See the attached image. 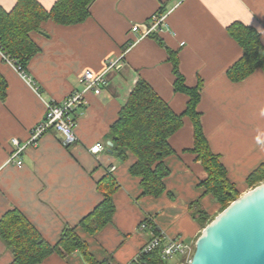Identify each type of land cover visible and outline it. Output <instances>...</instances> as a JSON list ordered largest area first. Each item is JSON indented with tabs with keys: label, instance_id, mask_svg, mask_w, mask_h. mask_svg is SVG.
<instances>
[{
	"label": "crops",
	"instance_id": "crops-1",
	"mask_svg": "<svg viewBox=\"0 0 264 264\" xmlns=\"http://www.w3.org/2000/svg\"><path fill=\"white\" fill-rule=\"evenodd\" d=\"M17 1L0 0V7L10 12ZM37 1L50 11L58 0ZM162 8L169 13L158 33L163 46L131 32ZM235 22L254 27L264 43V0H95L85 23L58 26L49 21L41 32L30 35L41 49L27 69L33 83L0 53V81L7 86L6 100L0 99V219L10 210L20 211L52 246L66 229L75 228L89 253L110 264H132L155 230L165 234L166 242L183 240L194 253L203 229L194 218L193 203L199 202L212 217L220 205L209 196L202 198L200 184L207 173L192 153L190 120L184 119L170 141L175 154L166 164L171 173L166 192L157 198L142 196L141 180L130 173L137 159L132 154L126 161L114 158L107 136L141 79L177 114L185 111L188 97L174 90L170 52H175L186 84L196 87L203 82L199 110L211 150L220 155L229 180L244 189L248 175L264 164V72L258 70L239 84L227 78V70L243 55L227 31ZM117 60L106 74L102 94L88 93L87 104L76 111V144L65 146L63 137L50 131L24 149L21 166L9 163L14 140L21 145L28 141L45 118L48 102H63L82 89V73L101 74ZM97 143L105 144L106 150L93 155L89 150ZM107 174L118 183L115 214L110 224L91 234L80 224L103 201L97 183ZM145 221L154 227L142 229ZM12 260L0 240V264ZM172 260L168 263L182 264L184 259ZM41 264L88 262L76 251L65 257L54 253Z\"/></svg>",
	"mask_w": 264,
	"mask_h": 264
},
{
	"label": "trees",
	"instance_id": "trees-1",
	"mask_svg": "<svg viewBox=\"0 0 264 264\" xmlns=\"http://www.w3.org/2000/svg\"><path fill=\"white\" fill-rule=\"evenodd\" d=\"M95 0H58L47 11L37 0H18L16 6L7 12L0 7V47L27 73L30 61L41 49L32 40V33L41 32L46 22L58 26H75L85 23L91 16ZM162 8L157 13H166ZM230 37L242 49L243 55L228 70L227 78L239 84L250 78L256 71L264 72V43L260 33L251 26L240 22L227 29ZM163 46L158 34L150 36ZM170 62L176 77L174 90L188 97L186 109L177 114L173 108L145 80L137 82L122 107L119 119L113 124L107 141L113 143L109 148L114 158L126 161L132 154L137 159L131 167L133 177L141 180L142 196L160 197L166 190L165 180L170 176L166 160L175 154L171 139L183 128L184 119H189L194 130L192 153L202 163L207 178L201 182L202 198L209 196L220 205V212L210 216L199 202L193 203L194 218L204 229L231 203L240 198L246 190L254 189L264 183V164L250 173L244 189L239 188L228 178V170L209 145L202 125L201 102L202 81L196 87H189L180 72L178 54L170 52ZM7 86L0 81V99L6 100ZM77 120V115L75 114ZM103 201L81 222L88 233L95 234L112 222L115 214L114 194L118 190L116 179L107 174L97 183ZM200 198V200L202 199ZM148 221V220H147ZM150 222V221H148ZM158 234V231L155 230ZM0 240L11 251L10 264H41L54 253L70 256L80 251L88 264H110L98 261L88 251L87 244L78 236L76 229H66L60 241L52 246L47 243L26 217L18 210L6 212L0 219ZM193 256V255H192ZM141 261L148 264H169L162 259L160 252L140 254ZM188 261L183 260L182 264Z\"/></svg>",
	"mask_w": 264,
	"mask_h": 264
},
{
	"label": "built area",
	"instance_id": "built-area-1",
	"mask_svg": "<svg viewBox=\"0 0 264 264\" xmlns=\"http://www.w3.org/2000/svg\"><path fill=\"white\" fill-rule=\"evenodd\" d=\"M185 0H179L182 3ZM166 13H156L150 20L143 25H134L131 32L139 34L140 39L147 38L153 34H158L164 30ZM184 45V44H182ZM0 53L5 62L14 66L22 75V77L29 83H33L31 78L24 72L17 63L10 58V56L3 51L0 47ZM120 60L111 61L108 63L106 70L101 74H95L92 71L82 73L79 78V83L82 87L81 90L73 92L61 103L48 102L46 104V115L42 122H40L30 133L28 141L21 145L17 140H14L15 151L9 158V163L18 166L22 165L21 154L27 146L36 145L38 141L48 132L55 131L63 137L65 146H72L76 144L78 138L76 135L77 120L75 118L76 111L87 104L86 95L93 93L100 96L104 87L107 86L108 80L106 74L117 66ZM106 150V145L97 143L90 148V153L98 155ZM142 229H152L151 223L145 222ZM154 251L160 252L163 260L170 261L174 258L181 257L188 259L193 255V250L190 245L186 244L183 240H170L165 241V234H154L150 242H148L142 249V254H150ZM191 260V259H190ZM189 260V261H190ZM132 264H148L146 261H141L138 258Z\"/></svg>",
	"mask_w": 264,
	"mask_h": 264
},
{
	"label": "water",
	"instance_id": "water-1",
	"mask_svg": "<svg viewBox=\"0 0 264 264\" xmlns=\"http://www.w3.org/2000/svg\"><path fill=\"white\" fill-rule=\"evenodd\" d=\"M184 264H264V183L245 192L203 229Z\"/></svg>",
	"mask_w": 264,
	"mask_h": 264
},
{
	"label": "rangeland",
	"instance_id": "rangeland-1",
	"mask_svg": "<svg viewBox=\"0 0 264 264\" xmlns=\"http://www.w3.org/2000/svg\"><path fill=\"white\" fill-rule=\"evenodd\" d=\"M251 190V189H250ZM247 191H249V190H247ZM247 191H245V192H247ZM245 192H243V194L245 193ZM242 194V195H243ZM145 222H147V221H145ZM152 225V224H151ZM152 227H154L153 225H152ZM191 247V246H190ZM192 249V248H191ZM192 258V256H190V258H188V259H185V261H189L190 259ZM174 261H176V259L174 260ZM171 263L173 262V260H171L170 261Z\"/></svg>",
	"mask_w": 264,
	"mask_h": 264
}]
</instances>
